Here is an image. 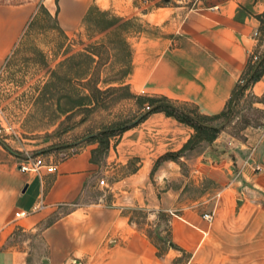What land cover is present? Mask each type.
I'll return each instance as SVG.
<instances>
[{
    "label": "crops",
    "instance_id": "obj_1",
    "mask_svg": "<svg viewBox=\"0 0 264 264\" xmlns=\"http://www.w3.org/2000/svg\"><path fill=\"white\" fill-rule=\"evenodd\" d=\"M88 2L59 0L56 11L50 0H0V65L19 46L39 6L56 17L59 28L70 36ZM94 3L102 10L116 8L111 0ZM200 4L185 15L176 12L174 16L172 11L163 18L157 11L169 9L140 14L128 2L117 6L116 13L149 17L154 25H176L175 30L168 28L167 39L149 41L150 57L133 61L126 81L130 90L191 105L210 119L225 110L251 56L264 49V0H207V5ZM255 32L258 37H253ZM250 91L257 97L264 95V75ZM257 105L264 110V103ZM153 124L184 130V125L162 113H153L141 125L148 129ZM186 130L189 139L192 131ZM241 135L239 139L224 128L205 151L197 153L192 166L193 173L212 183L213 205L206 212L213 213L211 223L202 219L205 213H198L197 203L189 207L176 203L182 188L152 196L151 164L141 161L129 175L135 187L148 192L143 207L172 214L171 249L162 257L123 215L122 206L83 202L95 169L90 146L54 163L51 157H44L55 171L42 172L41 177L20 172L19 159L0 146V264H69L72 258L81 257L94 259L95 264H171L178 258L169 257L173 251L187 257L183 264H264V126L247 127ZM41 152L35 150L36 156L42 157ZM172 166L177 167L165 161L159 167V181L164 180L160 174ZM39 200L44 203L43 210L14 218L16 211L28 212ZM15 231L38 232L39 244H9Z\"/></svg>",
    "mask_w": 264,
    "mask_h": 264
},
{
    "label": "rangeland",
    "instance_id": "obj_2",
    "mask_svg": "<svg viewBox=\"0 0 264 264\" xmlns=\"http://www.w3.org/2000/svg\"><path fill=\"white\" fill-rule=\"evenodd\" d=\"M58 1L50 0L56 11ZM111 1L116 8L131 3L140 14L161 7L169 9L157 11L161 18L172 11L174 16L176 12L185 15L198 7L199 2L207 5V0ZM116 8L102 10L94 0H89L80 24L67 36L59 28L56 17H48L43 6L38 7L19 46L0 65V146L19 159L17 166L35 158V150L42 151L41 158L51 157L54 163L90 146V162L95 169L86 185L83 202L122 206L123 215L146 236L156 255L162 257L171 249L172 214L143 207L145 199L149 200L148 192L135 187L129 175L145 161L152 165V186L148 185L153 187L152 196L182 188L176 203L182 207L197 203L198 213H206L213 205L212 183L193 173L192 166L197 153L205 151L209 143L200 140L202 136L191 125L176 117L169 118L184 125V130L177 126L160 128L158 124L142 128L153 109L161 105V99L133 93L126 84L127 77L133 61L150 57L149 41L167 39V30H175L176 25H154L149 17L132 16L127 11L119 15ZM108 25L109 29L105 30ZM257 56L254 63L250 60L232 91L234 100L228 120H207L210 125L224 126L235 137L242 136L240 130L245 122L264 126V110L256 100L264 102V95L257 97L251 93L254 82H248L255 71L258 79L264 75V49ZM174 105L186 111L195 110L191 105ZM186 127L191 129L192 139L182 150L190 139ZM178 148L175 152L168 151ZM165 161L174 162L177 167L164 170L160 174L164 180L159 181L156 171ZM173 209L174 214L178 213ZM37 233L15 231L9 244L35 247L39 244ZM173 256L178 258L171 264H183L187 258L176 251L169 255ZM81 259L83 264H95L94 259Z\"/></svg>",
    "mask_w": 264,
    "mask_h": 264
},
{
    "label": "trees",
    "instance_id": "obj_3",
    "mask_svg": "<svg viewBox=\"0 0 264 264\" xmlns=\"http://www.w3.org/2000/svg\"><path fill=\"white\" fill-rule=\"evenodd\" d=\"M43 12L45 13V15H47L48 17H51V15L48 13V11L43 7ZM102 16L105 15L104 12L101 13ZM88 16L89 13L87 14V16L85 17L84 22L86 23L88 20ZM110 25L106 26L104 29H109ZM260 66V65H259ZM258 79V73L257 71H255L248 79V82H257ZM243 90V89H241ZM161 99V105L157 106L156 108L153 109V113L155 112H163L165 115H167L168 117H176V119L182 123H187L189 125H191L195 131L202 136V138L200 140L206 141L209 144L212 143L217 135L220 133L221 130H223L225 127L224 126H213L207 123V120L209 121H214V120H218L223 118L224 120H228L229 115L231 113V103L234 100V95L231 96L229 102L227 103L225 110L218 116H215L213 118H207L204 116L199 115L196 110L193 111H186L183 108H180L178 106H175L174 103L170 102L169 100H167L166 98H159ZM258 103H264L262 100L257 99ZM264 114V112H262ZM203 124L209 125V126H204ZM247 127H258V126H254L251 125L249 122H245L244 127L240 130L243 131L244 129H246ZM242 133V132H241ZM237 138L242 139V136H238ZM190 138L187 143L183 146L182 150L185 149L191 142ZM181 150V151H182ZM165 157H163L164 159Z\"/></svg>",
    "mask_w": 264,
    "mask_h": 264
},
{
    "label": "built area",
    "instance_id": "obj_4",
    "mask_svg": "<svg viewBox=\"0 0 264 264\" xmlns=\"http://www.w3.org/2000/svg\"><path fill=\"white\" fill-rule=\"evenodd\" d=\"M253 37H258V33L255 32L253 34ZM258 60V56L256 54H253L251 56V63H254L255 61ZM3 128V127H2ZM1 129H0V134H1ZM5 131V130H4ZM18 170L22 173H34L36 174L38 177H41L42 172L45 173H53L55 171V166L53 164L50 163H46L45 160L41 157L36 156L35 158H29L28 160H24L22 161L18 166H17ZM257 170H259V168H257ZM44 203L42 202V200H39L34 206H32L31 210L28 212H22V211H16L14 213V218L16 220L21 219L23 217H25L26 215L32 214V213H36V212H40L41 210L44 209ZM202 219L204 221H206L207 223H211L213 220V213H205L202 215ZM69 264H83V260L81 258H72L69 262Z\"/></svg>",
    "mask_w": 264,
    "mask_h": 264
},
{
    "label": "water",
    "instance_id": "obj_5",
    "mask_svg": "<svg viewBox=\"0 0 264 264\" xmlns=\"http://www.w3.org/2000/svg\"><path fill=\"white\" fill-rule=\"evenodd\" d=\"M204 126H209V125H206V124H203Z\"/></svg>",
    "mask_w": 264,
    "mask_h": 264
}]
</instances>
